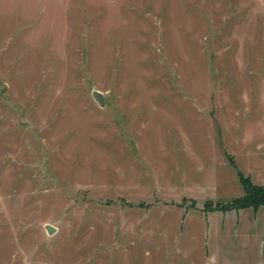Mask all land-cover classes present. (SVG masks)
Here are the masks:
<instances>
[{
	"label": "rangeland",
	"instance_id": "1",
	"mask_svg": "<svg viewBox=\"0 0 264 264\" xmlns=\"http://www.w3.org/2000/svg\"><path fill=\"white\" fill-rule=\"evenodd\" d=\"M243 177L264 0H0V264H264Z\"/></svg>",
	"mask_w": 264,
	"mask_h": 264
},
{
	"label": "trees",
	"instance_id": "2",
	"mask_svg": "<svg viewBox=\"0 0 264 264\" xmlns=\"http://www.w3.org/2000/svg\"><path fill=\"white\" fill-rule=\"evenodd\" d=\"M242 180L245 186V193L242 196L233 198L231 201L216 202V208L226 210L247 206L258 207L264 204V186L250 181L248 177H243Z\"/></svg>",
	"mask_w": 264,
	"mask_h": 264
},
{
	"label": "water",
	"instance_id": "3",
	"mask_svg": "<svg viewBox=\"0 0 264 264\" xmlns=\"http://www.w3.org/2000/svg\"><path fill=\"white\" fill-rule=\"evenodd\" d=\"M93 95L101 104L105 102L104 95L101 90H98V89L93 90ZM45 227L49 233H53L56 230V227L52 225L51 223H47Z\"/></svg>",
	"mask_w": 264,
	"mask_h": 264
},
{
	"label": "crops",
	"instance_id": "4",
	"mask_svg": "<svg viewBox=\"0 0 264 264\" xmlns=\"http://www.w3.org/2000/svg\"><path fill=\"white\" fill-rule=\"evenodd\" d=\"M242 208H244V207H242Z\"/></svg>",
	"mask_w": 264,
	"mask_h": 264
}]
</instances>
